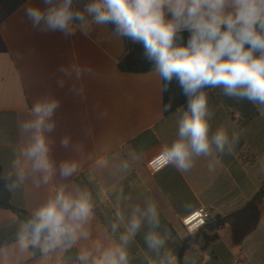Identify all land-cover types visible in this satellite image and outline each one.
I'll return each instance as SVG.
<instances>
[{
	"label": "crops",
	"instance_id": "crops-1",
	"mask_svg": "<svg viewBox=\"0 0 264 264\" xmlns=\"http://www.w3.org/2000/svg\"><path fill=\"white\" fill-rule=\"evenodd\" d=\"M43 0H0V170L11 178V203L29 214L63 188L75 196L90 195L92 212L79 238L42 252L18 243L24 224L11 210L0 208V264H91L104 250L120 245L127 264H175L186 237L180 220L203 207L214 216L243 207L264 178V105L225 95L220 87L201 89L208 99L209 139L223 128L228 143L221 152L212 144L208 156H194L192 167L173 164L149 173L146 163L178 137V120L187 100L177 80L169 83L153 70L126 73L117 68L127 51L126 37L114 25L92 24L72 35L34 26L25 13ZM91 20V17H86ZM180 33V32H179ZM182 31L176 44L186 45ZM56 100L44 132L52 169L31 171L22 149L32 132L22 125L33 120L37 101ZM67 138V146L63 144ZM20 161V166L16 161ZM75 162L76 171L60 174V164ZM25 178L19 179L20 167ZM156 209V221L146 210ZM138 210V211H137ZM254 231L235 245L228 226L209 244L188 249L181 264H264V199ZM140 227L129 234L133 216ZM157 234L163 245L150 248L146 237ZM127 236V242L121 239ZM88 253V260L81 259Z\"/></svg>",
	"mask_w": 264,
	"mask_h": 264
},
{
	"label": "clouds",
	"instance_id": "clouds-1",
	"mask_svg": "<svg viewBox=\"0 0 264 264\" xmlns=\"http://www.w3.org/2000/svg\"><path fill=\"white\" fill-rule=\"evenodd\" d=\"M43 3L46 9H25L34 26L43 22V30L72 35L77 28L85 30L92 24L114 25L119 36L143 46L146 58L163 80H177L188 97L187 108L178 120V137L160 149L165 165L187 171L194 156L210 155L212 144L222 152L228 143L223 128L210 141L208 99L201 89L220 87L225 95L264 105V0H89L82 9L74 8L73 0ZM185 30L190 33L187 44H176L177 34ZM57 107L56 100L37 101L31 110L35 118L22 125L24 132L33 134L21 154L31 162L33 173H45V182L52 163L44 132L53 130L50 119ZM67 143L65 138L63 144ZM15 163L20 166L19 160ZM76 168L75 162L64 161L60 174L70 176ZM18 175L20 180L25 178L22 166ZM91 212L89 193L79 191L73 196L61 188L22 225L18 243L22 249L39 248L46 253L65 241L74 242ZM146 215L156 221L154 205H149ZM140 223L134 215L129 234L134 235ZM121 239L127 242L128 237ZM146 239L150 248L163 245L155 233ZM88 256L84 253L81 259L87 261ZM91 264H127V253L114 245Z\"/></svg>",
	"mask_w": 264,
	"mask_h": 264
},
{
	"label": "trees",
	"instance_id": "trees-1",
	"mask_svg": "<svg viewBox=\"0 0 264 264\" xmlns=\"http://www.w3.org/2000/svg\"><path fill=\"white\" fill-rule=\"evenodd\" d=\"M73 7L82 9V6L75 1H73ZM180 33L177 35H180ZM126 39L127 51L117 63L118 70L126 73H144L153 70L155 66L146 58L143 46L139 43H134L128 38ZM10 183L11 178H3L0 170V208L11 210L25 224L32 215L11 203L8 188ZM263 199L264 178L261 181L259 189L243 207L223 217L214 216L213 218H209L204 227L193 234H187L180 241L175 264H181L184 253L197 244L199 239L202 240L203 245L214 242L218 238V230L224 226H228L230 230L232 243L235 245L240 244L248 234L255 230L261 216L260 205ZM32 251L37 253L34 248H32Z\"/></svg>",
	"mask_w": 264,
	"mask_h": 264
},
{
	"label": "built area",
	"instance_id": "built-area-1",
	"mask_svg": "<svg viewBox=\"0 0 264 264\" xmlns=\"http://www.w3.org/2000/svg\"><path fill=\"white\" fill-rule=\"evenodd\" d=\"M166 166L167 165L164 164L163 159L159 157V153L149 159L146 163V169L151 174L160 171ZM209 218V211L203 207H200L185 215L180 220V223L186 234H193L204 227Z\"/></svg>",
	"mask_w": 264,
	"mask_h": 264
},
{
	"label": "rangeland",
	"instance_id": "rangeland-1",
	"mask_svg": "<svg viewBox=\"0 0 264 264\" xmlns=\"http://www.w3.org/2000/svg\"><path fill=\"white\" fill-rule=\"evenodd\" d=\"M73 1H75L77 4L81 5L82 8H83V6H84L86 3L89 2V0H73Z\"/></svg>",
	"mask_w": 264,
	"mask_h": 264
}]
</instances>
